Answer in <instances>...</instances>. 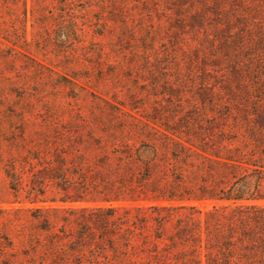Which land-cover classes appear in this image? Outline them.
I'll return each mask as SVG.
<instances>
[{
    "label": "trees",
    "instance_id": "trees-1",
    "mask_svg": "<svg viewBox=\"0 0 264 264\" xmlns=\"http://www.w3.org/2000/svg\"><path fill=\"white\" fill-rule=\"evenodd\" d=\"M17 1L0 22V204L18 207L0 212L24 214L6 230L29 264H264V0H164L195 37L173 61L134 55L174 111H121L127 121L101 127L103 138L62 122L60 106H31L15 61L64 79L48 54L75 57L83 41L62 7L43 0L38 13L31 0L16 14Z\"/></svg>",
    "mask_w": 264,
    "mask_h": 264
},
{
    "label": "rangeland",
    "instance_id": "rangeland-1",
    "mask_svg": "<svg viewBox=\"0 0 264 264\" xmlns=\"http://www.w3.org/2000/svg\"><path fill=\"white\" fill-rule=\"evenodd\" d=\"M6 1L0 0V22L9 18L10 4ZM37 1L39 3L35 9L41 13L44 11L41 3L43 0ZM158 3L159 9L156 5ZM47 5L48 11L58 13L62 7L73 16L81 29L78 34L83 42L75 57L63 60L48 54L53 64L60 68L49 66V62L41 55L37 57L41 63L45 60L43 64L64 76V79L32 64L24 57L15 61V73L20 72V78H16V82H26L29 85L27 93L33 108L42 109L44 112L48 107L60 106V109L68 111L62 117V122L82 125L81 132L84 134L88 129H92L96 138L104 137L101 127L127 121L128 118L122 116L121 111L144 115L163 106L168 107L170 112L174 111L168 106V102L153 95L157 91L150 87L149 75L141 72L145 59H137L134 55L136 50H141L140 55L142 50L150 51L151 57H154L155 53H170L173 61L174 52H179L181 38H187L190 42V38L195 37L190 29L179 30L172 22L175 15L172 10H166V7H171L170 3L164 0H48ZM122 5L125 7L121 8ZM31 8V0L26 3L24 0H18L13 6L16 14H22L24 9H27L29 14ZM165 11L169 14L163 13ZM27 29L28 32L31 31L30 21ZM55 32L51 35L54 36ZM30 38L28 35V39ZM5 64L0 60L3 74L8 73ZM72 81L75 84H72ZM10 98L14 100V105L22 104L16 94H11ZM184 105L187 106L185 103ZM132 106L136 109L131 110ZM75 115L78 117H74ZM35 118L38 117L31 116L30 119ZM37 121L40 122V118ZM91 153L97 155L98 150H92ZM3 185V175L0 171V192ZM16 207L17 204H0V208ZM16 216L24 214L19 213ZM16 216L0 212V245L5 243V237L11 238L12 242L9 240V243L14 245L10 253L0 254V264H29L28 261L31 260L21 251L22 243L17 235L19 233L6 230L8 219H14ZM24 230L29 232L31 229L27 227ZM33 259L39 262L37 257Z\"/></svg>",
    "mask_w": 264,
    "mask_h": 264
}]
</instances>
